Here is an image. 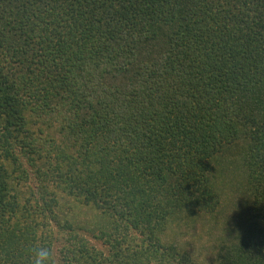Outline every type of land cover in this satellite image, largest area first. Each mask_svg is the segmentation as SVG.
<instances>
[{
  "label": "trees",
  "instance_id": "obj_1",
  "mask_svg": "<svg viewBox=\"0 0 264 264\" xmlns=\"http://www.w3.org/2000/svg\"><path fill=\"white\" fill-rule=\"evenodd\" d=\"M0 264H264V0H0Z\"/></svg>",
  "mask_w": 264,
  "mask_h": 264
},
{
  "label": "rangeland",
  "instance_id": "obj_2",
  "mask_svg": "<svg viewBox=\"0 0 264 264\" xmlns=\"http://www.w3.org/2000/svg\"><path fill=\"white\" fill-rule=\"evenodd\" d=\"M91 242H92L96 247H98L99 249L105 250V248H104L101 244H99L96 240L91 239Z\"/></svg>",
  "mask_w": 264,
  "mask_h": 264
},
{
  "label": "clouds",
  "instance_id": "obj_3",
  "mask_svg": "<svg viewBox=\"0 0 264 264\" xmlns=\"http://www.w3.org/2000/svg\"><path fill=\"white\" fill-rule=\"evenodd\" d=\"M43 255V254H42Z\"/></svg>",
  "mask_w": 264,
  "mask_h": 264
}]
</instances>
